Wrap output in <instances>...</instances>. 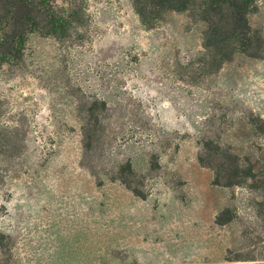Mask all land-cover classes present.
<instances>
[{"label":"rangeland","instance_id":"374dc122","mask_svg":"<svg viewBox=\"0 0 264 264\" xmlns=\"http://www.w3.org/2000/svg\"><path fill=\"white\" fill-rule=\"evenodd\" d=\"M88 8L82 39L32 34L0 68V264H264V176L221 187L200 161L207 142L263 160L264 58L208 73L189 13Z\"/></svg>","mask_w":264,"mask_h":264},{"label":"trees","instance_id":"16d2710c","mask_svg":"<svg viewBox=\"0 0 264 264\" xmlns=\"http://www.w3.org/2000/svg\"><path fill=\"white\" fill-rule=\"evenodd\" d=\"M90 1L0 0V68L22 63L26 43L32 34L61 42L82 39V32L90 23ZM132 1L142 24L148 29L156 27L170 12L189 13L204 23L203 47L210 65L208 73L217 72L237 54L254 59L264 58V36L262 31L252 27L249 19L259 10L257 0ZM93 104L90 111L95 115L98 102ZM102 105L105 106V103L102 102ZM99 123L100 117L96 116L95 125ZM250 124L264 135V123L260 118H253ZM242 160L239 155L221 146L213 148L210 142L205 144L200 158L203 164L213 167L215 185L221 187L247 185L248 181L264 176V158L257 162L248 158L247 164H243ZM126 168L134 174L130 164ZM128 181L125 179L124 183L130 187Z\"/></svg>","mask_w":264,"mask_h":264}]
</instances>
